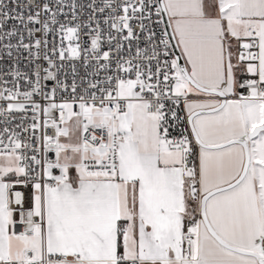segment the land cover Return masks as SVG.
Listing matches in <instances>:
<instances>
[{"label":"snow or ice","instance_id":"obj_1","mask_svg":"<svg viewBox=\"0 0 264 264\" xmlns=\"http://www.w3.org/2000/svg\"><path fill=\"white\" fill-rule=\"evenodd\" d=\"M0 264H264V0H0Z\"/></svg>","mask_w":264,"mask_h":264}]
</instances>
